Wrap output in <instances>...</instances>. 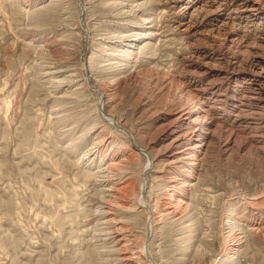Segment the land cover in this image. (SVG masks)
<instances>
[{"label": "rangeland", "instance_id": "1", "mask_svg": "<svg viewBox=\"0 0 264 264\" xmlns=\"http://www.w3.org/2000/svg\"><path fill=\"white\" fill-rule=\"evenodd\" d=\"M254 1L264 5L0 0V264H126L121 251L135 250L149 264L141 245L157 264H264V92L253 76L264 9L251 11ZM94 87L112 90L105 109L139 147ZM184 108L203 109L213 135L193 170L163 156V125ZM145 149L163 151L150 165ZM113 158L136 194L149 170L151 233L139 206L100 209ZM171 190L188 205L181 219L158 206ZM233 233L241 246L226 254Z\"/></svg>", "mask_w": 264, "mask_h": 264}, {"label": "bare ground", "instance_id": "2", "mask_svg": "<svg viewBox=\"0 0 264 264\" xmlns=\"http://www.w3.org/2000/svg\"><path fill=\"white\" fill-rule=\"evenodd\" d=\"M261 8L264 9V5H262L260 1H254L251 11H258ZM82 60L83 62L85 61L84 58ZM84 65L86 66V62L84 63ZM86 67L88 68V66ZM254 67L255 69L253 70V76H257V75L259 76V82H258L259 86L258 88L255 89L263 94L264 67H260V63H258ZM94 88L97 92L96 94H98L99 101H102V103L104 104L103 111L106 113L105 114L106 119L110 123H112L116 128L117 127L121 128L124 131V134L131 140V142L133 140L134 145L137 147L138 145L135 140V136L133 132H131V130H127L126 128H124L122 122H120V120H117V118H115V116L112 113L108 112L105 109L106 108L105 101L108 98H110V95L112 96V90L107 87H105L104 89L101 87H94ZM101 107L102 105L99 108ZM203 114H204V110L201 108L180 109L177 112H175V116H176L175 118H173L169 122H166L163 125L162 128L163 135L166 136V138H170L172 136V139L169 142H167V144H165L163 149L164 150L163 156H168V158L171 159L165 162L166 166L172 167L171 165L181 164L182 166H186V167L188 166L192 170L197 168L196 167L198 166L197 162L200 160L201 154H203L204 151H206V149L208 148L209 139L213 138V135L210 132L203 133L201 130L202 128L200 125L202 122H204L202 121ZM208 134L210 135V138ZM228 141L233 143L232 140H228ZM103 142L104 140L100 144H98V146H95L91 148L89 151H87L86 154L83 156V158L84 159L90 158L91 156H95L98 153H100L101 148L99 147L103 144ZM163 150L161 151L158 150L156 151V153L152 154L151 152H149V150L145 149L150 160V165H151V161L152 163L155 162V160H157V158L160 155H162ZM118 159L119 158L111 159L112 162H110L109 166L100 170L101 175L99 182H101L100 187L103 193L102 195L103 200L100 209L102 210V208H105V206H107L108 209H113L115 207L119 210L134 211L139 206L141 209L144 210L145 214H147L146 222L148 229L150 230L151 233L152 226L155 223L157 216L154 213L155 211L152 208L146 196V190L149 186V170L145 172L144 174L145 178L143 176L144 178L143 182L141 181L142 183H140L138 194H136L137 189L133 180L130 179V181H125V182L117 181L116 176L120 177L121 175L124 174L123 172H119L118 169L122 167L124 161L122 162L120 159L119 160ZM179 166L180 165H178L177 167ZM181 194L182 196H184L183 193H179L178 191L176 192L175 190H171L170 195L166 196L165 199H163L160 202L161 204L159 203L160 205L158 206L162 210L161 213L162 217L167 218L168 216H170L172 217V219L183 218V216L187 212L188 205L184 199L179 198V195ZM132 196L137 197L136 206L132 204V200H131ZM108 209H106L105 211H108ZM114 221L117 222L118 220H114ZM116 224L118 227L113 229L112 233L118 238V243L123 244L124 246L127 244V238L123 234V228H124L123 224L118 222ZM126 231H128V229ZM238 235L239 234L233 233L230 236V238L225 240L224 247L226 248L224 251L225 252L227 251L226 254H234L238 251L239 247L241 246V240H242V238L238 237ZM204 239H206V237ZM140 248H141L140 249L141 254L144 255V258H146V261H148L149 264H157L156 261H154V259L150 255L149 248H147V251L144 248V245H141ZM121 252H123V259L125 260L126 264H139V260H138L139 256L134 254V252H137L136 250L134 252L132 251L129 252L131 254H128L127 251H121Z\"/></svg>", "mask_w": 264, "mask_h": 264}, {"label": "water", "instance_id": "3", "mask_svg": "<svg viewBox=\"0 0 264 264\" xmlns=\"http://www.w3.org/2000/svg\"><path fill=\"white\" fill-rule=\"evenodd\" d=\"M149 237H150V236H148V239H149ZM148 244H149V243L147 242V243H146V246H148Z\"/></svg>", "mask_w": 264, "mask_h": 264}]
</instances>
